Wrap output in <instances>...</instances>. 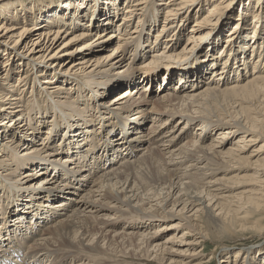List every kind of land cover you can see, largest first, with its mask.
I'll use <instances>...</instances> for the list:
<instances>
[{
    "label": "bare ground",
    "instance_id": "6f19581e",
    "mask_svg": "<svg viewBox=\"0 0 264 264\" xmlns=\"http://www.w3.org/2000/svg\"><path fill=\"white\" fill-rule=\"evenodd\" d=\"M95 1L91 11L70 10L62 22L53 20L56 10L47 23L0 24V264H203L197 247L207 235L200 231V217L260 233L264 126L258 127L261 113L247 101L264 91V8L252 14L256 24L249 37L235 30L238 20L222 46L211 34L228 0H165L164 8L156 0ZM93 34L96 39L86 40ZM198 42L206 43L202 56L186 61ZM141 58L143 66L136 64ZM14 59L27 66L12 84ZM122 66L133 69L121 74ZM48 72L54 74L39 77ZM60 78L83 82L78 84L86 89L84 107L74 104L80 94L67 101L73 88ZM107 92L118 93L110 104L124 105L93 113L91 100L99 102ZM152 92L157 98L150 101ZM92 139L104 141L93 148ZM73 147L87 150L76 153L83 158L75 160L79 166ZM8 168L15 174L29 170L15 180L4 173ZM144 168L153 171L144 176ZM50 170L51 176L29 184ZM66 188L69 193L62 195ZM227 201H236V208L224 206ZM169 228L175 232L162 241ZM181 228L186 230L178 234ZM239 260L237 254L232 262Z\"/></svg>",
    "mask_w": 264,
    "mask_h": 264
},
{
    "label": "rangeland",
    "instance_id": "374dc122",
    "mask_svg": "<svg viewBox=\"0 0 264 264\" xmlns=\"http://www.w3.org/2000/svg\"><path fill=\"white\" fill-rule=\"evenodd\" d=\"M164 1L165 0H156L155 2H156L157 6H159L160 8H164L163 7V2ZM211 1H213V0H211ZM228 1H229V3H228V5L225 8V10H226L225 15H224V12L222 11V13L219 15L220 19H218V21H216L214 23L215 24L214 25V30L215 31L211 34L213 36L212 37L213 41H215L218 38V40H219V42H220V44L222 46L226 45V44H224L225 43L224 41H225L226 37L228 36L227 33H229L231 31L232 27H234L233 23H235V22L238 23V20L240 21V27L235 29V30L238 31V32L245 31L246 35H248V37H249V35H251L252 32H253L254 25L256 24V21L253 18L252 14L255 12L256 8L260 7V10H262L264 8V0H263V2H261L259 4H258L259 0H228ZM102 2H104V1H101L100 3H102ZM95 4L98 5V1L96 2L95 0H0V24L3 23L4 20L7 21L9 19H10L9 23H11V22L14 23V22H19L20 21L21 25L26 24V25H30V26H34V23H36L37 21H38L39 24L44 23V21H46V23H47L48 20H50V19H48V17H50L52 13L55 14L56 10H59V12L57 13V15L54 16L53 20L57 21V22H62L63 21V19H62L63 15L66 16V13H68L70 10H72V13H73V11H75L77 9H81V10L84 9L87 12V10L91 11V8ZM124 8H125V6H124ZM61 11H66V12L64 14H63V12L61 14H59ZM197 11L198 10H196V12ZM206 11H207V9L205 8V6L203 4V8H201V12L205 13ZM122 13H123V11H120L119 14H122ZM162 13H163V11H162ZM160 15H161V13H160ZM77 16H80V15H77ZM163 18H164V13L162 14V16L160 18V23L159 22L157 23L158 25L162 26ZM99 19L101 20V17ZM243 19L246 20V23H245L244 28L241 29L242 28V24H243ZM119 20H121V18H119V16H118L114 20L113 24L114 25L117 24L119 22ZM194 20L195 19L192 17V21H190V22L188 21V23L186 24L187 27L185 26L186 29H188V30L190 29L191 25H193V23H194L193 22ZM158 27L159 26H157V28ZM82 29H86V27L83 26V24H82ZM101 30L102 29H100L99 31H101ZM109 32H111V30H109ZM187 33L188 32L186 31L184 33V35L182 36V40L180 41V48H182L183 44L185 45V43H186L185 42V38H186ZM88 38L94 40V39H96V36L93 34L92 36L87 37L86 40ZM82 43H83V41L76 42V43L72 44L71 47H72V49H74L75 47L81 45ZM97 45H100V44H97ZM103 46L100 49H98V51H100V55L105 53L106 46H104V47ZM205 46H206V43L198 42L197 45L193 48L194 49V53H192L190 55V57L186 61H190L194 57H201L203 52H204V50L206 49ZM178 49H179V46H178ZM2 52H4V51H1L0 55L2 54ZM255 58H256V56L252 57L250 71L252 70ZM17 59H19V57H17ZM17 59H14L13 62L11 64H9V69L11 68V73L14 76V77H12V79L10 81L12 84L18 82V80H19V78H18L19 77V73L21 74V72H18L19 68L27 66L25 64L26 63L25 60H23L24 63H21L22 61L20 62ZM77 59H78V56L75 55V56L70 58L69 63H74ZM145 59L141 58L138 62H136V64L139 65ZM14 61H16V63H15L16 66L15 67H14ZM138 65H134V67H139ZM52 66H53V64H52ZM140 66H143V65L140 64ZM122 68H123V66H122ZM50 69H52V68H50ZM132 69H133L132 67H131L130 70L128 68H123L122 71H120V72H121V74H123V72L128 73ZM164 70H165V68H164ZM34 71H35V69H34ZM48 73H50V72H48ZM139 73H141V72H139ZM52 74H54V73H50L49 75L46 74L45 76L43 74H41V76L39 75V77L41 79L45 78V77H48V76L51 77ZM138 75H140V74H138ZM57 78H59V76H57ZM136 79H137V77H136ZM120 80L122 81L124 79H120ZM125 80H127L126 82L128 84H131V81H129L130 80L129 78H127ZM30 81H31L30 85L34 84V82H35L33 78H30ZM58 81L61 82V83H65L68 86H72V88H73V91L69 94L70 98H68L67 101L70 102V100L72 99L71 96H73V97L75 96L76 97V96H78V94H80L81 97H78L76 103H74V104H75V106H77V103H80L79 105L81 107H84V103L81 102V101H84L83 100V95H84V92H85L86 89L83 90V91L82 90L80 91L81 86L78 84V83H83V82H72L69 79L65 80V79H61V78ZM69 83H72V84L69 85ZM175 83H177V81ZM55 84L56 83H54V86H55ZM10 85L11 84H9L8 87H10ZM131 85H129V87H131ZM144 85H145V83L141 84L140 87L144 86ZM201 87H203V86H200L199 88H201ZM18 88H20L19 85H18ZM30 88H31V86H30ZM41 88H42V90H45V88H43V87H41ZM124 89H125V87H123L122 91ZM48 90H51V88L48 89ZM52 91H53V88H52L51 92ZM79 91H80V93H78ZM106 94L107 95L103 97L105 99H99L98 100L99 102H96L95 100H91L90 104L95 109V111L93 113H96V114L97 113L98 114L102 113V114H104L105 113L104 112L105 108H107V107L109 108V105L111 106V108L120 107V106L124 105L121 102H117L116 105H113V104L109 103V102L112 101L111 99H113L116 96V94H118V93L107 92ZM156 95H157L156 92H152V95L149 96L150 97V101L155 100L157 98ZM30 97H31V95H30ZM249 97H248L249 101H247L248 104L249 103H251V104L253 103L254 104V106H252V108H253L252 110L254 111V107H256V109L259 110V112L261 113L259 121H256L257 125L259 124L260 126L258 125V127H263L264 126V118H263L264 117V91H263V93L260 96L249 95ZM59 98L66 99L64 96H59ZM230 98H231V96H230ZM259 99H261V100H259ZM259 101H261V102H259ZM247 102L245 104H247ZM131 103H132V101H130L128 103L126 102L127 105L131 104ZM147 106L151 107L152 103L151 102L148 103ZM97 107H99V109L96 110ZM91 110H92V108L86 109V111H91ZM99 111H100V113H99ZM66 112L68 114V112H70V111H66ZM24 113L25 112H22V114H24ZM128 114H130L132 116L133 112L132 113H128ZM252 115H253V113L251 114V117H252ZM23 116H25V114ZM0 119H1V115H0ZM245 120L247 121L246 116H245ZM7 121L10 122L11 118L7 119ZM50 122H52L53 126H54V124L57 123L56 117L54 116L53 118H51ZM116 122H118V120ZM259 122H261L263 124H261ZM41 123L42 122H40V126H42ZM150 124H151V120L148 119V120L144 121V127L146 129H148V130H149ZM45 125H48V122H46ZM136 131H134V133ZM0 135H1V137H4L2 134H0ZM92 140L94 142L93 143V148H94V146L96 145L97 142H98V145H99V144H101L104 141V139H102V141H100V142L98 140H96V139H92ZM36 141L40 142L41 138H36ZM261 143L262 142H260L259 144H261ZM81 144H85V143H81ZM24 145H26V142L24 140H22L20 142V151L23 150V146ZM60 145H59V147H60ZM85 147H87V146H85ZM252 149L253 148H251L250 151H252ZM84 151H87V150H80V152H78L73 147V152L75 153L74 157H73V160H74V163L76 165H78V166H79L78 162H82L83 158L80 159V155L76 156V153H82V154L84 153L85 154ZM70 152H71V150H70ZM0 153L3 154V152H0ZM5 157H7L6 154H5V156H2V158H5ZM62 158H63V161H64V157H62ZM76 159H77L78 162L75 161ZM55 160H56V158L54 159V162H55ZM58 161L59 160H57V162ZM87 163L90 164L89 162H87ZM70 166H71V164H70ZM18 170H20V171H18L15 174L14 173L15 169L12 170V169L8 168L7 171H4V173L7 174L6 175L7 177L8 176H11V177L18 176L15 180H17V179L21 180V176L23 174H25L29 169L26 168L24 170H22V169H18ZM152 171L153 170L150 169V168H144V171L142 172V175L148 176V174L151 173ZM50 173H52L51 170L48 171V173L45 176H37L35 178V180H32V181H31V177H28V179L31 181V182H29V184L31 183V184L37 185L39 182H41L43 177L51 176ZM63 183H64V181L62 182V184ZM21 184L26 185L27 183H23L21 181ZM62 184H59V185L61 186L62 189H64L62 187ZM37 187H39V186H37ZM65 192L62 195L68 194L69 193V189L66 188ZM27 198H30V197H27ZM37 203L40 204L39 206L42 205L43 207H46L44 205L47 204L46 202H41V203L37 202ZM236 205H237L236 201H235V205L234 206H232L231 202L227 201V202H225L224 206L234 209V208H236ZM180 208H181V206H178V209H180ZM227 213H228V211H225V214H227ZM10 216H12V217H10V220H12V223H13L14 220H15V217H13V215H10ZM0 217L1 218L3 217V209L0 210ZM7 217H9V215H7ZM30 217H31V214H30ZM27 221H29V219ZM53 224H55V222H53L50 225L52 226ZM199 224H200V226H199L200 231L202 233H204L205 235H207L206 239L203 240L202 244L197 247L198 250H202V258H203V260L201 261V263H203V264H227L228 262H230V264L231 263L233 264L232 261H233V259H235V256L237 254H240V260L237 262V264H243V262L245 264H264V249L260 253L256 252L260 248L264 247V229L260 233L258 231V233L255 234L254 232H252L250 230L241 231L239 228H235L236 222L235 223L234 222H230V223L228 222V224H226L224 226L223 223H222V225H220L219 222L218 223L209 222L203 216L199 218ZM50 225H47V226H44V227L42 226L41 234H44L45 230ZM214 225H215V227H214ZM184 230H186V228H181L180 231H176V232L178 234H180L179 232L184 231ZM173 232H175L174 228H169V229L165 230L164 231V235L162 236V241H165L168 238V236L171 235V233H173ZM178 240H179V238H178ZM170 246H173L175 248L176 247L185 248V246L183 244H179V243H171ZM255 253H257V254L255 255ZM253 255H255L254 257L256 258L254 260H252V256ZM165 257L167 258V254H166Z\"/></svg>",
    "mask_w": 264,
    "mask_h": 264
}]
</instances>
